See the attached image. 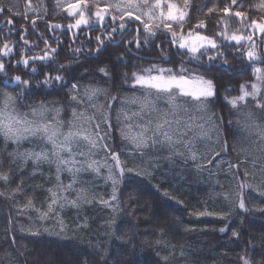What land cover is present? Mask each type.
Instances as JSON below:
<instances>
[{
	"label": "snow or ice",
	"instance_id": "6c2138e0",
	"mask_svg": "<svg viewBox=\"0 0 264 264\" xmlns=\"http://www.w3.org/2000/svg\"><path fill=\"white\" fill-rule=\"evenodd\" d=\"M43 7L45 14H62L61 22L45 20L49 31L62 29L63 21L69 20L66 31L74 38L85 28L99 34L95 35L94 48L91 43L70 44L73 54L65 63H60L57 58L61 42L47 38L46 33H40L31 43L27 35L19 31V41L7 39L13 32V17L20 13L15 10V0L7 3L0 0V25H3L0 32L7 29L0 46V82L14 85L10 89L0 87V137L3 141L0 146V200L16 209L14 214L0 216L4 233L0 241V264H21L19 257H24L25 253L19 251L18 233L38 236L42 229L50 235L72 239L67 236L68 229L57 208L71 207L79 213L86 205L98 204L112 213L107 221L111 235L127 243L119 234L117 219L122 196L125 191L129 200L142 195L139 181L152 176L151 168L157 166L161 156L173 164L191 160L199 173L208 171L210 176L223 175L227 186L217 181L220 191L213 189L210 196L214 207L210 209L205 205L196 215L231 221L218 231L227 234L231 230L230 241L240 244L249 218L264 217V67L258 66L264 64V51H261L264 0L251 6L260 14V19L254 18L255 13L246 11L238 0H231L222 8L215 4L209 7L208 3L197 6L194 0H182V3L177 0H68L66 3L56 0L54 7ZM29 8L32 9L30 4ZM193 12L203 18L193 20ZM24 18L29 19L27 12ZM233 18L239 20L235 28L232 27L236 23ZM213 20L216 24L211 23ZM31 23L35 31L38 28L36 19L32 18ZM24 32L27 33V29ZM20 42L22 46L17 48ZM112 42L125 49L115 62L109 57L94 69H86L85 79L89 82L83 86L80 78L70 75L81 65L84 48L88 49L87 55L99 59ZM40 43L44 47L33 51L40 48ZM52 43L57 47H51ZM133 45L137 51L151 45L158 50V58L168 63L173 62L172 57L180 56L179 67L152 63L150 67L135 68L131 73L124 71L118 76V67H129L124 57L129 55ZM237 59L251 67L252 77L241 83L238 90L225 88L221 97L220 69L208 65L219 63L227 74L231 71V61ZM186 62L196 67L190 70ZM54 64L58 66L53 67ZM38 68L48 70L38 71ZM36 75L42 79L35 80ZM117 84L126 85L132 95L120 97L101 86L115 88ZM121 90L116 89L117 93ZM37 92L41 93L39 101L28 105L32 118L27 114L19 115L17 104L35 97ZM53 93L55 98L49 99ZM102 96L104 102H100ZM118 100L120 108L117 123L113 125L111 112ZM125 104L136 105L137 110L129 115ZM89 108L93 110L91 114ZM69 110L70 117L62 119V114ZM133 118L135 122H131ZM117 132L118 138L114 134ZM33 140L37 143L21 151L22 141L31 143ZM198 142L204 143L203 155ZM97 151L104 152L103 160L94 158ZM147 161L152 163L149 165ZM29 163L32 170L26 178L21 173ZM44 164L55 166L56 181L46 189V207L37 206L34 195L27 188V180L43 176ZM209 165L218 171L213 173ZM102 168L107 173L103 176L105 184L111 183V191L106 194L93 191L92 182L80 175L91 172L99 178ZM65 172L70 176L68 183L62 179ZM32 187L43 185L33 184ZM163 195L176 199L168 191ZM221 200L226 203V209L215 207ZM128 215L135 216V208ZM21 217H27L28 222H22ZM52 219L56 220L58 228L46 226ZM150 223L159 232L154 249L158 257L156 264H181L183 246L178 258L174 246L169 248L170 240H166L171 235L167 213L151 209ZM87 226L85 218L76 227ZM261 236L264 237V232ZM95 251L102 254L93 264H109L107 249ZM230 259H235L237 264H264V239L257 244L254 237L249 236L241 250ZM24 264H28L27 259ZM48 264H52L51 259ZM84 264H88L86 259Z\"/></svg>",
	"mask_w": 264,
	"mask_h": 264
},
{
	"label": "trees",
	"instance_id": "16d2710c",
	"mask_svg": "<svg viewBox=\"0 0 264 264\" xmlns=\"http://www.w3.org/2000/svg\"><path fill=\"white\" fill-rule=\"evenodd\" d=\"M38 9L37 15L29 14V19H25L24 6L27 2ZM8 0H6V3ZM178 3H182V0H177ZM197 6H201L203 3H208L211 7L214 4L222 8L223 6L230 4L231 0H194ZM259 0H238V3H242L246 11L251 10L255 13L254 18L260 19V14L256 12L255 8L251 6L258 3ZM44 5L49 8L54 7L55 0H15V10L20 13L19 16L13 17L14 28L11 34L7 35V39L11 41H19L20 37L17 35V31L21 34H26L30 43L37 39L40 33H46L47 38H51L53 41L59 40V52L60 56L57 58L60 63H65L66 58L73 53L69 49V45L73 42L76 45H80L82 42L87 45L91 43L92 47H95V35L98 32H88L85 28L83 32H77V36L74 38L70 33L66 31V26L69 20H64L62 29H57L55 32L49 31V24L45 23L47 20L49 23L61 22L62 14H45ZM222 15V13H219ZM200 16L198 12L192 13V19L195 20ZM32 18L36 19L38 28L33 31ZM236 23L232 25L233 28L239 26V20L237 18ZM212 24H216V21H211ZM3 27V25H0ZM27 29V33L24 32ZM204 31V30H201ZM7 33V29L4 32H0V46L4 42V36ZM87 33V34H85ZM91 36V41H89ZM119 39V38H117ZM131 39V37H128ZM112 42L107 48H105L99 55V59L94 56L87 55L88 49L84 48L80 57L81 65L74 69L70 75H76L81 80L82 86L89 82L85 77L88 76L86 69H94L97 64L105 62L109 57L115 62L117 57L124 53L125 49L123 45H113ZM17 48L22 46V42L17 43ZM44 45L40 43V48H34L33 51H39ZM51 47H57L56 43H52ZM167 47V45H165ZM261 51H264V46L261 47ZM158 50L151 45H146L140 50H136L133 45L129 51V55L124 57V60L129 61V67H118L116 69L117 75H122L124 71L131 73L135 68L150 67L152 63L161 64L164 67H179V63L182 59L180 56L172 57V63L164 61H152L151 59H159L157 56ZM18 59L19 57H15ZM149 59V60H146ZM231 60V57H230ZM58 65H53L56 67ZM186 66L192 70L196 67L193 63H187ZM264 67V64L258 65ZM23 70V66H20ZM209 68L220 69L218 75L221 76V83L219 85V93L222 97L224 95L225 88H233L238 90V86L249 80L252 77L251 67H246L239 59L231 61V71L224 74V70L219 63L215 65H208ZM47 68H38V71H47ZM203 71V67L200 68ZM29 72L31 69L28 70ZM14 75L16 73H10ZM55 74V73H53ZM42 79V76L36 75L35 80ZM72 82H75L73 80ZM108 88L112 94H118L120 97L132 95V90L128 89L126 85L121 86L119 84L113 88L111 85H101ZM2 88H12L14 85L5 84L0 82ZM122 88L119 93L116 89ZM65 92L67 89L64 90ZM235 94V92H233ZM56 94L53 93L49 99L55 98ZM41 98V93L37 92L35 97H30L23 100L22 103L17 104V108L22 111H28V105L34 100L36 102ZM118 101L114 102L115 107L111 112L112 123L116 125V116L118 110ZM222 102V101H221ZM70 117V110L67 114H62V119L67 120ZM225 118L227 119V110H225ZM117 135L118 132L114 133ZM3 141L0 137V146ZM14 147V146H11ZM11 147L9 150H11ZM32 166L28 165L25 172L21 175L28 177L31 172ZM152 176L144 178L139 181L142 195H139L135 199L129 200L127 191L122 196V208L118 215V223L120 227V235L124 236V240L127 243L117 239L111 235V228H109L107 221L111 218L112 213L99 206L98 204L86 205L79 213L77 211L69 210L62 215L65 226L68 229L67 236L72 239H63L56 235H50L43 232L38 236L23 235L18 233L17 241L19 251L24 252V257H19L21 264H24L27 259L28 264H48L51 259L52 264H84L85 259L88 264H93V261L99 260V254L97 249H107L109 254V264H156L158 259L154 249L155 240L159 234L158 229L150 223L151 209H162L167 213V227L170 230V236L166 237V240H170L169 248L174 246L175 252L178 258H180L181 246H183L184 255L181 259V264H237L234 257L237 252L241 250V246L249 236L254 237V242L260 243L264 237L261 233L264 232V217L252 216L249 218L248 224L245 227V236L241 240L240 244H233L230 241L231 230L227 234H221L218 228L224 226L231 221H221L213 219L212 217H197L196 213L204 210L205 205L208 208L214 207L213 200L210 196L213 193V189L217 192L220 191L217 182H214L208 177L203 178L198 174L192 166H188L186 163L176 164L174 167L165 166L162 169H152ZM221 180L227 186V182L224 180L223 175H220ZM220 180V179H219ZM33 184H41V188H33ZM49 183L44 176L37 175L34 179L27 180V188L29 193L34 195L35 203L37 206L45 207V199L48 196L46 189ZM101 185L97 186L100 189ZM96 189V190H97ZM165 191L174 195L176 199H168L163 195ZM177 200L181 201L180 203ZM131 204V207L128 206ZM217 209L223 207L226 209V203L221 200L217 205ZM133 208H135V216L128 215ZM16 209L12 208L8 203L0 200V216H7L9 213H15ZM35 216V213H32ZM87 219V227L77 229L78 224H82ZM22 222L27 223V217H21ZM52 224L57 228L59 225L54 220ZM40 224V221H36ZM238 223V222H236ZM217 229L213 231V229ZM186 229H192L186 231ZM126 234V235H125ZM4 233L3 228L0 227V241L3 240ZM147 241L148 243H145ZM90 254V255H89Z\"/></svg>",
	"mask_w": 264,
	"mask_h": 264
},
{
	"label": "rangeland",
	"instance_id": "374dc122",
	"mask_svg": "<svg viewBox=\"0 0 264 264\" xmlns=\"http://www.w3.org/2000/svg\"><path fill=\"white\" fill-rule=\"evenodd\" d=\"M62 2L66 3V2H68V0H62ZM55 3H56V0H55ZM29 4L31 5V3L29 1L25 4L24 13L27 12L28 15L29 14L37 15V12L32 10V9H35V8L31 5L32 9H30L29 8ZM104 100H105V98L103 96L100 97V102H104ZM124 107H125L126 110H128L129 115H131L132 111H136L137 110V106L136 105L125 104ZM82 108H83V106H82ZM119 108H120V101L118 102V110H117V112L119 111ZM92 111H93L92 109H90V108L88 109V113L89 114H91ZM16 112L19 115H21V116L27 114L28 118H32L30 110L22 111V110L18 109L17 106H16ZM135 121H136V118H133V121H131V122H135ZM125 123H128V121H126ZM213 136H214V134H213ZM35 143H37V141H35V140H33L31 143H29V141H22L21 142V151H23L26 148L32 147L33 144H35ZM245 146H247V145H245ZM198 149H199L201 155H203L205 153L206 149H205V146H204L203 142H198ZM104 156H105V154H104L103 151H97V154H96V156L94 158L97 159V160H103ZM147 163L150 165L152 162L151 161H147ZM182 163H186L188 166H192L194 168V170L197 172L196 166L191 160H188L187 162L179 160V161H177V162H175L173 164L171 161H169L168 159H165L163 156H161V158L156 162L157 166L152 167L151 170L152 169H162L165 166L174 167V166H176V164H182ZM258 163H259V161H258ZM29 165H31V163H29ZM209 168L212 169L213 173H216L218 171L216 168L212 167L211 165H209ZM42 171H43V176L45 177L46 181L49 183L47 188L54 186L55 183H56V181H55V166L54 165L50 166L48 164H44V165H42ZM197 173L200 174L203 178L208 177L209 179H212L214 182H217L220 179L219 181L221 183H224L221 180V178H220V175H222V174H220V175H215L214 174V175L210 176L208 171H204L202 173L197 172ZM106 174H107L106 170L102 168L101 169V177H99V178L95 177V174L91 173V172H84V173H81L80 175H81L82 179L90 180L92 182L90 187H92L93 191L98 192V193L106 194V193H109L111 191V183L108 182L107 184H105L104 179H103V176L106 175ZM62 179H63L64 183H68L69 180H70L69 174L67 172L63 173L62 174ZM98 185H101L100 189H97ZM77 187H79V185H77ZM74 196H75V193H72L71 197H74ZM69 210L77 211L76 209H73L71 207H65L63 210L57 208V211L60 213V217L61 218H62L63 213H65V212H67ZM54 220L55 219L47 221L46 222V226L52 227V224L55 223V222H53Z\"/></svg>",
	"mask_w": 264,
	"mask_h": 264
},
{
	"label": "water",
	"instance_id": "95a60500",
	"mask_svg": "<svg viewBox=\"0 0 264 264\" xmlns=\"http://www.w3.org/2000/svg\"><path fill=\"white\" fill-rule=\"evenodd\" d=\"M113 45H115V43H113ZM149 60V59H146ZM152 61H161L160 59H151Z\"/></svg>",
	"mask_w": 264,
	"mask_h": 264
},
{
	"label": "bare ground",
	"instance_id": "6f19581e",
	"mask_svg": "<svg viewBox=\"0 0 264 264\" xmlns=\"http://www.w3.org/2000/svg\"><path fill=\"white\" fill-rule=\"evenodd\" d=\"M165 62V61H164Z\"/></svg>",
	"mask_w": 264,
	"mask_h": 264
}]
</instances>
